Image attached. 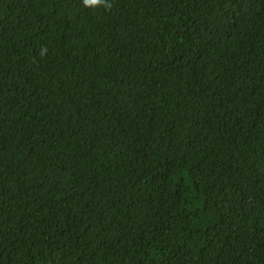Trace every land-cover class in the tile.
<instances>
[{
  "label": "trees",
  "instance_id": "16d2710c",
  "mask_svg": "<svg viewBox=\"0 0 264 264\" xmlns=\"http://www.w3.org/2000/svg\"><path fill=\"white\" fill-rule=\"evenodd\" d=\"M0 0V264H264V0Z\"/></svg>",
  "mask_w": 264,
  "mask_h": 264
},
{
  "label": "clouds",
  "instance_id": "9594fccd",
  "mask_svg": "<svg viewBox=\"0 0 264 264\" xmlns=\"http://www.w3.org/2000/svg\"><path fill=\"white\" fill-rule=\"evenodd\" d=\"M83 6L85 8L95 7L101 4H104L106 8L110 9L112 7L111 4L105 2V0H82Z\"/></svg>",
  "mask_w": 264,
  "mask_h": 264
}]
</instances>
